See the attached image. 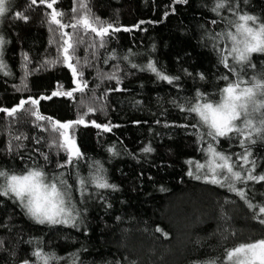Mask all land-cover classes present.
<instances>
[{"label": "trees", "instance_id": "16d2710c", "mask_svg": "<svg viewBox=\"0 0 264 264\" xmlns=\"http://www.w3.org/2000/svg\"><path fill=\"white\" fill-rule=\"evenodd\" d=\"M80 2L60 0L57 8L70 14L71 7L79 8ZM82 2L88 5L91 15L101 20L122 27L139 24L142 29L116 33L106 49L98 50L97 66L85 68L84 74L89 89L94 90L97 97L95 103L86 102V106L106 105L104 113L97 111L88 119L101 123L110 121L119 126L113 127L110 133L81 126L77 141L87 157L106 169L109 182L117 185L118 190L89 188V194L102 192L103 199L95 195L91 199H81L76 176H66L72 185L74 203L81 210L78 228L39 225L25 214L24 209L8 198L0 197V222L10 225L8 229H0V238L7 248V251L0 250V264H19L20 260L31 258L29 253L37 241L42 242L45 251H53L61 257L78 254L82 264H207L217 257L226 261L225 251L239 243L264 238V225L252 218L253 210L243 199L226 188L187 175L190 166L186 162L190 158L206 165L209 162L203 158L198 139L185 128L164 126L165 123L194 122L192 117L186 119L185 113L172 106L173 98L192 97L199 90L209 94V99L216 100L219 89L226 84L220 79L226 70L219 63L218 50L230 41L223 35L213 40L211 34L221 33L228 25L211 23L213 19L221 20L210 11L213 0H188L187 4H177L175 0ZM240 8L264 20V0H241ZM16 11L28 14L29 21L17 19ZM49 11L42 5L30 9L26 0H12V11L6 13L2 21V32L5 40L10 41L5 45L4 60L14 77L0 76V106L11 108L29 95H49L58 85H63L65 90L74 86L71 70L66 66H45L43 63L55 58V44H50L53 34L46 23L45 12ZM223 15L231 18L227 11ZM231 30L235 31L234 28ZM67 31L71 32V29ZM113 53L128 54L138 65L157 61V66H163L167 74L181 77L179 87L157 80L150 72L131 69L127 61L111 59ZM25 54L29 70L41 69L32 71L28 77L29 92L14 89L25 71L22 67ZM78 55L92 59L91 50L86 52L83 47ZM105 57L109 58L108 63L103 62ZM252 60L257 67L247 69L250 74L264 70V55L254 54ZM229 62L232 63L231 57ZM116 63L129 73H119L123 77L122 84L104 79L97 88L98 81L94 77L98 73L111 74L114 71L112 65ZM77 67L79 70L80 65ZM183 69L193 75H185ZM197 73H203L206 80L199 79ZM113 87H123L127 91L104 95L105 89ZM84 95L90 93L86 91ZM77 107L78 100L54 97L41 101L40 111L64 122L76 119ZM12 120L18 121L11 124L12 130L28 136L27 140L12 141L13 149L18 144L24 145L18 153H9L6 147L10 139L7 129ZM28 120L22 112L15 118L0 113V168L21 173L28 165L43 166L49 173L67 172V169L56 168L54 163L46 164L41 156L43 152L53 161H64V153L56 155L54 134L38 131ZM157 120L161 123L157 124ZM136 121L140 123H134ZM34 137L43 140L36 144ZM228 144L222 138L219 150L226 153L243 151L235 141L231 148ZM147 145L155 151L142 152ZM112 146L120 153L118 156L108 151ZM252 153L250 159L256 160V172L264 171V142L253 145ZM89 171L90 165H86L80 168L79 174L86 176ZM248 196L253 204H264V182H249ZM157 227L163 229L167 237L156 231ZM225 233L230 235L224 238Z\"/></svg>", "mask_w": 264, "mask_h": 264}, {"label": "snow or ice", "instance_id": "6c2138e0", "mask_svg": "<svg viewBox=\"0 0 264 264\" xmlns=\"http://www.w3.org/2000/svg\"><path fill=\"white\" fill-rule=\"evenodd\" d=\"M26 2L30 9L42 5L51 10L45 12V15L48 30L53 34V41L50 44L53 42L55 44V58L45 60L43 63L45 66H66L71 70L74 86L65 90L63 85H58L56 90L49 95L38 97L29 95L27 98H21L18 104L11 108L0 106V113L6 114L9 118H15L18 113L22 112L24 117L29 118L28 123L33 124L38 131L54 134L56 155L59 156L61 152L64 153V161L59 159L53 161L50 155L43 152H41V156L46 164L54 163L56 168L67 169V172L49 173L43 166L29 167L28 165L24 166L21 173L0 168V197L8 198L24 209L25 214L39 225H63L69 228H78L79 221L82 220L81 210L74 203L72 185L68 183L66 176H76L80 186L78 191L81 199H91L92 195L103 199L102 192L95 191L89 194V188L118 190L117 185L109 182L106 169H103L99 162L87 157L81 151L77 141V133L81 126L84 128L94 127L103 133H110L113 127L119 126L112 125L110 121L101 123L97 122L96 119H88L90 114L97 111L104 113L106 105L86 106V102L95 103L97 97L94 90L89 89L88 80L84 79L85 68L92 69L97 66L100 59L98 50L106 49L108 44L115 39L116 33L131 32L133 28L142 29L139 28V24L132 27H122L101 20L98 16L90 14L88 5L82 0L79 8L71 7L70 14L57 8L60 0H26ZM175 3L187 4L188 0H175ZM240 4L241 0H213L210 8V11L221 17L220 21L213 19L212 24L223 22L228 25V28L221 33L211 34V39L215 40L218 39L219 35H223L227 41H230V44L225 43L224 47L218 50L219 63L226 70V74L220 76V79L226 84L219 89L218 99L211 100L208 98L209 94L199 90L192 97L173 98L172 106L185 113L186 119L192 117L194 122L179 125L165 123L164 126L182 127L189 130V134L198 139L200 150L204 153L203 158L209 161L206 165L190 158L186 162L190 166L187 171L189 177L218 185L235 193L245 201L248 208L253 210L252 218L264 225V204H253L252 199L248 196L249 182H264V171L257 173L256 160L250 159L253 155L252 146L258 142H264V70L252 74L247 71V69H256L257 67L252 60L254 54L264 55V20L242 11ZM11 11L12 0H0V19ZM224 11L231 13V18L223 15ZM66 16L68 19H64ZM15 17L25 23L30 19L28 14L20 11L15 12ZM233 28L235 31L231 30ZM68 29H71V32L67 31ZM86 37L87 39H85ZM6 43H10V41H6L3 34L0 33V76L14 77L4 60ZM81 47L86 52L91 50L92 59L78 55ZM213 48L216 49L215 44H213ZM128 52L131 53V49ZM229 57H231V64ZM108 59L105 57L103 62L108 63ZM111 59L127 61L131 69L150 72L154 74L157 80L179 87L181 77L167 74L163 66H157V61L149 60L146 64L138 65L132 62L130 55L119 56L116 53H113ZM24 60L25 63L22 67L25 71L22 74L20 84L14 85V89L29 92L28 77L32 71H40L41 69L29 70L27 68V54L24 55ZM78 65H80L79 70ZM112 68L114 71L111 74L98 73L94 77L98 81L97 88L104 82V79L114 80L116 85H121L123 77L119 73L129 74L124 68H121L119 63L113 64ZM182 71L185 75H193L187 69ZM197 76L201 80H206L203 73H197ZM244 77H248V79ZM193 78L195 79V77ZM86 91L90 95L85 96ZM115 91L123 92L127 89L123 87L108 88L105 89L104 95ZM77 93L81 95L77 97L75 95ZM54 97H66L69 101L78 100L79 107L76 108V119L62 122L43 114L40 111L41 101L51 100ZM30 118H34V120ZM17 122L12 120L7 129L10 139L7 141L6 147L9 153L13 151L18 153L19 149L24 147V145L18 144L13 149V140L28 139L26 133H16L12 130L11 124ZM134 123L139 124L140 122ZM156 123L159 124L161 121L157 120ZM222 138L229 142V148L235 141L243 151L226 153L219 150V143ZM42 140L43 138L34 137L36 144H40ZM48 148L51 152L52 145L50 143ZM108 151L114 156L120 154L115 150V146L110 147ZM141 151L147 154L154 152L155 149L151 145H147ZM20 159L23 157L21 156ZM86 165H90L89 174L81 176L79 174L80 168ZM108 207L111 205L109 204ZM9 227L10 225L7 223L0 222V229H8ZM156 231L167 237V233L163 229L157 227ZM223 235L224 238H227V235L230 234L225 233ZM4 244V240L0 238V250L7 251ZM12 255L15 253L13 252ZM224 255L226 261L217 257L209 260L207 264H264V238L254 242L239 243L238 246L227 249ZM29 256L31 258L22 259L19 264H60L61 260L64 261V264H82L79 262L78 254L61 257L53 251H45L40 241L36 242V247L29 253ZM131 264H135V262H131Z\"/></svg>", "mask_w": 264, "mask_h": 264}, {"label": "rangeland", "instance_id": "374dc122", "mask_svg": "<svg viewBox=\"0 0 264 264\" xmlns=\"http://www.w3.org/2000/svg\"><path fill=\"white\" fill-rule=\"evenodd\" d=\"M6 15V14H5ZM4 18V17H3ZM3 18L2 19H0V33H2L3 34V30H2V21H3Z\"/></svg>", "mask_w": 264, "mask_h": 264}, {"label": "water", "instance_id": "95a60500", "mask_svg": "<svg viewBox=\"0 0 264 264\" xmlns=\"http://www.w3.org/2000/svg\"><path fill=\"white\" fill-rule=\"evenodd\" d=\"M51 11V10H50Z\"/></svg>", "mask_w": 264, "mask_h": 264}]
</instances>
